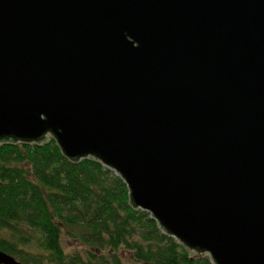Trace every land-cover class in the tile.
I'll return each mask as SVG.
<instances>
[{"label": "water", "instance_id": "water-1", "mask_svg": "<svg viewBox=\"0 0 264 264\" xmlns=\"http://www.w3.org/2000/svg\"><path fill=\"white\" fill-rule=\"evenodd\" d=\"M50 137L194 256L264 264V0H0V142Z\"/></svg>", "mask_w": 264, "mask_h": 264}, {"label": "trees", "instance_id": "trees-1", "mask_svg": "<svg viewBox=\"0 0 264 264\" xmlns=\"http://www.w3.org/2000/svg\"><path fill=\"white\" fill-rule=\"evenodd\" d=\"M0 250L23 264H213L133 207L113 169L53 137L0 142Z\"/></svg>", "mask_w": 264, "mask_h": 264}, {"label": "rangeland", "instance_id": "rangeland-1", "mask_svg": "<svg viewBox=\"0 0 264 264\" xmlns=\"http://www.w3.org/2000/svg\"><path fill=\"white\" fill-rule=\"evenodd\" d=\"M69 249V248H68Z\"/></svg>", "mask_w": 264, "mask_h": 264}]
</instances>
